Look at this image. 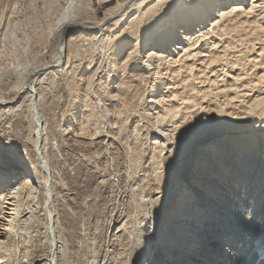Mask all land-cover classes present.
Masks as SVG:
<instances>
[{
  "label": "rangeland",
  "instance_id": "obj_1",
  "mask_svg": "<svg viewBox=\"0 0 264 264\" xmlns=\"http://www.w3.org/2000/svg\"><path fill=\"white\" fill-rule=\"evenodd\" d=\"M105 8L95 0H0L1 94L5 96L13 94V87L17 83L18 77L16 65L17 69L21 71L25 65V68L30 69L36 61L50 59L51 52L48 51V47L52 42L54 26L64 12L73 10L77 16L95 22L103 17ZM168 14L173 15L172 11ZM251 16L225 18L222 20L223 24L219 28L211 29L212 31H209V22L204 24L200 21L191 22L192 28L187 35L188 37L193 36L191 38L193 45L190 46L191 54L169 55L165 60H160L158 63L153 62L154 65L151 66L143 64L136 58L135 46L145 36L144 24L141 26L139 24L136 30L130 29L132 33H128L130 31L126 29L128 32L124 35H120V33L115 35L116 24L109 21L102 29L99 42L95 39L93 41V34L81 33L79 31L81 27H78L74 34H69L66 44L68 58L63 67L51 71L37 81L38 91L41 94L39 106L46 121V131L52 139L58 142L61 152L64 154V161L55 165V167L57 166L55 175L57 178L63 179L64 183V188L62 187L61 192L58 191L60 194L58 193L53 209L59 219L58 228L64 243L63 251L59 254V264H137L139 256L135 253L136 242L132 233L136 232L146 212L141 204L143 198L139 194L140 187L147 186L145 188L151 193L153 192L154 195L161 191L158 186L170 178V172L168 173L166 169L164 173L167 172V174L162 176L159 172L151 171L149 165L156 130L157 127H160L157 116L166 106H169L167 104L171 101V97L170 104L172 103V106L175 103L176 106L179 105L177 102L181 103L183 100L189 103V99H191V103L188 104V112L195 110L192 111L193 113L191 112V115L189 113L188 116L186 115V121L184 123L182 120V126H178L180 122L177 120H171L170 125L165 126L166 128L180 127L177 131L182 132L188 126L191 132L199 133V136H203L205 131L204 139L201 137L199 145H209L210 142L217 141L218 145L226 144L224 145L227 146L226 149L229 148L230 138L233 136L238 139L236 142H240L246 133H252L254 135L252 138L259 142L257 146L262 148L261 153L258 154L259 162L264 159V121L262 118L254 119L255 112L261 111L260 108L263 106L255 108L254 115L248 116L246 111L254 97L264 90V82L258 79L259 75L264 73V36L256 22L258 17ZM128 18L122 21L128 22ZM245 21H247L246 24H243L242 22ZM124 22L121 28L129 26ZM209 34L212 35L209 36ZM252 34H256V36ZM199 44L200 47L203 44V48L197 47ZM51 49L52 46H50V51ZM199 50L204 52L205 56L216 57L215 60L213 59L214 66L212 63V67H208L211 60H204V56ZM261 51L263 54L259 56ZM168 58L174 59L169 61L171 59ZM216 62L219 66L215 65ZM222 64L223 67H226L225 69L221 68ZM19 66L23 68L21 69ZM172 68L173 70L170 72ZM238 72H240L241 78L244 77L240 78L241 84L236 81L237 78H234ZM231 74L234 80H232ZM201 75L204 77L202 76V78ZM222 78H224L223 81ZM214 81L216 83H213ZM223 82H226L227 86ZM234 82L238 84V87L234 85ZM253 82L260 83L257 85L259 87H254L255 90L251 86L254 84ZM224 88L229 89L224 93ZM230 88H233L232 95ZM211 89L213 90L211 91ZM217 89L221 92L223 90L222 94H219ZM175 92L176 94H174ZM215 93L219 96L215 97ZM232 97H235L236 100L233 99L235 104L232 102L231 105ZM176 98L179 99L176 100ZM187 98L188 100H185ZM225 98H228V101ZM201 102L204 103L201 104ZM227 102L228 104H226ZM215 103L219 104V107ZM191 105L194 106L193 109ZM215 106L216 110L222 111L223 115L220 114V117L218 115L215 117L214 113L212 116ZM23 111L15 116L2 113L4 111L0 110V156L4 158L20 159L24 143L29 147L25 154L33 152L32 143H30L32 138L28 137L32 134L33 123L31 124L28 112ZM227 113H230L231 117ZM5 119L8 120L5 121ZM253 119L254 126H251L250 121ZM178 120L181 121V119ZM8 122L10 123L8 124ZM6 125L7 127H5ZM28 132H30L29 135H27ZM200 147H197V144L193 145L191 155L183 161L187 163L191 156L197 154ZM31 160L33 159L27 161ZM237 163L240 164L241 161L237 160ZM182 169L184 166L180 170ZM192 175L197 176L191 170V175L179 176L178 179L183 184L184 180L190 181ZM199 175L201 178H207L204 173ZM218 194L224 198L220 191ZM169 203H173L172 200ZM173 206H175L174 203ZM224 207L225 212L222 214H230L226 212L231 208L230 205L226 204ZM217 215L218 213L215 214L216 217ZM112 220H118V226H122L126 231H123V236L114 237L111 234L114 231L110 228ZM173 225L174 223L169 228L172 229ZM188 225H191V221L188 222ZM125 226H127L126 229ZM35 229V233L32 234L34 239L31 238L29 243L23 237H16L17 240L18 238L21 240H16L17 243L20 242L18 247L21 248L17 247L16 255L8 258L7 264L33 263L39 257L38 254L47 250L44 241L45 234H43L44 228L39 226ZM179 232L180 230L177 231V233ZM210 236L212 235H207L208 242L221 243L218 237ZM23 240L25 246L21 244ZM32 241L34 242L32 243ZM168 246L175 247L173 244ZM210 246L208 244L207 247L210 249ZM221 247L220 244H216L211 250L223 251V254L228 255L225 248L220 250ZM24 249L27 251V257L23 256ZM262 252L260 253L262 254ZM261 254L259 257H262L264 252ZM170 256L174 257V255ZM2 260L4 258H0V264H5V260ZM25 260H28V263ZM179 260L182 261V259ZM148 261L145 264H151ZM234 264L239 263L235 262Z\"/></svg>",
  "mask_w": 264,
  "mask_h": 264
},
{
  "label": "bare ground",
  "instance_id": "obj_2",
  "mask_svg": "<svg viewBox=\"0 0 264 264\" xmlns=\"http://www.w3.org/2000/svg\"><path fill=\"white\" fill-rule=\"evenodd\" d=\"M95 1L96 3H99L100 6H103V8L106 7L102 18L100 17L98 21L94 22L84 19L82 16H77L76 12L73 10L64 12L62 17H60L59 21L54 26V33L52 34L53 37L50 45L52 46L51 51L50 46L48 47V51L51 52L50 59L48 61H36L30 69L25 68L26 65L24 68L22 67L23 69L19 66L22 69L21 71L17 69L16 65L15 69L18 70V77L17 83L13 87V94L5 96L1 94L0 91V110L4 111L2 113L18 116L25 107L24 111L28 112L30 115L28 116L31 117V124L33 123L31 130L32 134H30V132H28V134L26 133L27 135L30 134L28 137L32 138L30 143H32L31 148L33 152H31V154H25V151L29 150V147L24 143L22 148L24 150L20 155V159L16 158L10 160L0 156V258H4L5 264H7L8 258L16 255V249L19 248L18 243L20 244V242L17 243V241L21 240H19V238L17 240L16 237H23L24 240L29 243L32 240L31 238L34 239L32 234L35 233V228L39 226L44 228L43 234H45L44 241L46 242L47 250L43 251L44 253L40 255L38 254L39 257L35 260L33 256L34 262L30 264H59V254L63 251L62 248L64 243L58 228L59 219L53 209L59 193L58 191H60L64 186L63 179L57 178L55 175L57 174L55 173V168L57 167H55V165L64 161V154H62L58 142L52 139L48 131H46V121L41 114L39 106L41 94L38 91L37 81L42 76L49 74L51 71L58 70L63 67L66 59L68 58L66 44L69 34H74V32H77L76 29L81 27L79 30L81 33L93 34V41L97 40V42H99L101 41L100 37L102 29L109 21L116 24L114 31L117 32H114L115 35L117 33L124 35V33L128 32L126 29L130 31L128 33H132L130 29L133 28L136 30V28L139 27V24L140 26L144 24L143 27H145V36L141 39L142 41H139L136 44L135 50L136 58L147 66L154 65L153 62L158 63L160 60H165L169 57V55H188L193 41L191 39L193 36H187L189 33L188 31L192 28V26H190L191 22L200 21L202 24L209 22V31H212L211 29L219 28L223 24L222 20L225 18H229L231 16L239 17L242 15H252L251 17H258L256 22L260 26L264 36V0ZM171 11L173 15L168 14L169 12L171 13ZM148 13L149 16L147 17ZM181 17L184 20H182ZM125 18H128V22L122 21ZM123 22L124 24H129V26L121 28ZM246 22L247 21L242 23L246 24ZM213 34L215 35V32ZM211 35L209 34V36ZM252 35L256 36V34ZM259 36L261 35L259 34ZM199 37L201 38V36ZM204 39L202 38V40ZM197 47H200V44L199 46L197 45ZM200 53L203 54L204 52L200 51ZM262 54L263 51H261L258 55L261 56ZM203 56L204 60H211L208 67H212V63L214 66L213 59L216 57L213 55L209 57L204 54ZM197 58L199 57L197 56ZM168 59H171L169 61H172L174 58ZM188 61L190 62L191 60ZM206 61H204L205 64ZM182 62L184 63V61ZM215 65H217V62ZM223 66L224 65L222 64L221 68ZM225 68L226 67H223V69ZM172 70L173 68L170 72ZM198 70L202 71L201 69ZM239 73L240 72H238L234 78H237L236 81H239L240 83V80L244 77L241 78ZM202 76L203 75H201V77ZM227 77H229V75ZM234 78L232 80H234ZM223 79L224 78H222V81ZM258 79L261 80V82H264V73L259 75ZM246 82L248 83L247 80ZM256 82H253L254 84L251 85L253 89L257 85H260V83L256 84ZM213 83L216 82L214 81ZM234 85L237 86L238 84L235 83ZM234 85L232 84V87ZM225 86H227V83ZM228 89L229 88H224V93L227 92ZM232 89L230 93L231 95ZM212 90L213 89H211V91ZM176 92L174 94H176ZM218 92H220L219 94H222L223 90L222 92ZM212 94L214 96V93ZM219 94L216 95L215 93V97L219 96ZM238 94H240V92H238ZM235 97H232V99H230L231 97L229 98L231 105L232 102H234L233 99H235ZM238 98L241 97L238 96ZM178 99L176 98V100ZM170 100L172 101V97ZM185 100H188V98ZM171 101L167 104L169 105L168 107L166 106L163 111L161 110L162 113H157L158 116L156 115L160 123V127H157L156 130V137L153 142L154 148L150 157V165L148 164L151 171L159 172L162 176H165L167 172H170V178H168V181L163 182L158 186L161 191L156 192L154 195L152 194L153 192L151 193L145 188L147 186L140 187L139 194L141 195V198H143L141 200V204L146 212L142 223L139 225L136 232L134 234L132 233L136 242L135 253L139 256L137 264H145L148 260L151 264H223V262H225V264H234L235 262L239 264H264V159L259 162L258 154L261 153L262 149L257 146L259 142H256L257 139L252 138L254 136L252 133H246L240 142H236L237 138L234 136L230 138L231 142L228 149H226L227 146H224L226 144L218 145L217 141H212L209 145H199L201 137L204 139L205 131L203 136H199V133L197 134L194 131L191 132V129L188 128V126H186L182 132L179 130V132L177 131L180 127H167L168 129L165 127L170 125L169 122L171 120H177L180 122L178 126H182V122L184 121L185 123L186 121V115L188 113L191 115V112L195 110H192L194 106L191 105L192 109H190L192 111L188 112V104L191 103V99H189V103L181 100V103L177 102L179 104L177 106L176 103L172 106V103L170 104ZM202 103L204 102H201V104ZM226 104H228V102ZM238 105L240 106V104ZM216 106L219 107V104H216ZM216 106L215 109L212 110V116L214 113V116L218 115L220 117L222 111L219 109L216 110ZM259 106H263V109L260 108L261 111L255 112L254 115L253 112L255 111V108ZM247 108L248 110L246 111L248 116L253 114L255 116L254 119L262 118L264 121V90L260 92L258 96L254 97ZM227 115L231 117L230 113H227ZM178 119H181V121ZM254 119L250 121L251 126H254ZM7 120L5 119V121ZM10 122H8V124ZM7 125L5 127H7ZM8 126L10 127V125ZM196 144L197 147L201 146L200 149H198L197 154L193 157L191 156L188 162L185 163L183 160L187 156L191 155L193 145ZM30 159L33 160L28 162L27 160ZM195 159L197 160L195 161ZM237 160L241 161V163H237ZM181 162L183 163L181 164ZM183 166L184 169L180 170ZM165 169L167 170L166 173H164ZM191 170H193L197 176L195 177L192 175V179L190 181L184 180V183L181 184V180L178 179L179 176L191 175ZM201 172L204 173V175H207V178H201L199 175L202 174ZM159 173L157 174L159 175ZM219 191L224 195L225 199L223 196L218 194ZM171 200L175 204L173 207V203H169ZM226 204L231 207L228 211L226 210V212L230 214L223 215L222 212H225L224 206ZM217 213L220 215H217L216 217L215 214ZM117 221L112 220L110 224V228L112 230L114 229V231L111 232L114 237L120 235L123 236L124 231L122 226H118ZM190 221L191 225H188V222L190 223ZM173 223L174 225L172 229L174 230L169 228ZM126 227L127 226H125V229ZM179 230L180 232L177 233ZM201 234L203 235L201 236ZM209 234L212 235L210 237H218L221 240V243L217 241H212V243L208 242L209 238L207 239V235ZM24 240L21 242L22 245L25 242ZM33 242L34 241H32V243ZM169 244H173L175 247H171L172 245L168 246ZM208 244L211 245V248H213L216 244H220V246H222L220 250L225 248L228 251V255L223 254V251L217 252V250L213 251L211 248L209 249L207 247ZM27 245L28 244H26V246ZM261 251H263V256L259 257ZM23 254L24 257H27V251H25V253L23 252ZM170 255H174V257H171ZM165 258L167 259L165 260ZM183 258L185 259L184 261ZM179 259H182V261ZM27 261L25 260V262Z\"/></svg>",
  "mask_w": 264,
  "mask_h": 264
}]
</instances>
